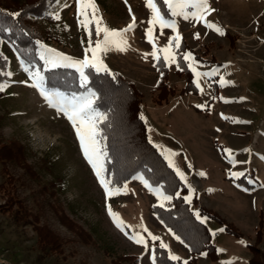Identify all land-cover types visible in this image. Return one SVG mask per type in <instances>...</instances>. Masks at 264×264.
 I'll return each mask as SVG.
<instances>
[{
	"label": "rangeland",
	"instance_id": "374dc122",
	"mask_svg": "<svg viewBox=\"0 0 264 264\" xmlns=\"http://www.w3.org/2000/svg\"><path fill=\"white\" fill-rule=\"evenodd\" d=\"M94 2L95 15L111 30L125 29L135 17L134 28L123 34L125 50L108 51L101 59L110 72L120 73L141 92L149 139L164 156L163 150L176 154L175 167L185 176L180 179L186 188L183 197H190L187 202L206 225L216 253L209 258L202 251L195 264H248L252 253L264 264V0H207L213 11L205 20L224 35L168 10L165 19L175 21L180 41L189 48L184 53L194 58L189 63L199 73L215 72L209 77L193 75L199 84L196 94L175 95L161 105L152 101L159 72L151 53L153 44L164 48L177 33L157 24L153 43L148 42L145 31L151 12L145 0ZM46 12L50 17L39 19L34 28L39 33L54 32L58 39H40L39 51L43 46L82 59L89 36L78 25L76 0H56ZM89 30L95 46L103 33L95 36L94 24ZM196 33L199 39L194 38ZM1 48L8 78L0 99V142L19 143L22 159L0 161V183L11 175L15 193L35 216L32 223L17 226L0 212V264H111V257L124 253L138 255L140 264H153L152 236L166 245L168 255L186 261L191 255L188 245L150 209L153 204L172 205V199L155 194L157 188L170 195L159 185L146 187L136 173L121 187L126 185V194L106 199L70 123L31 86L30 74L37 69L26 66L7 42ZM167 66L169 83L180 87L184 80L175 73L177 65ZM213 80L218 83L217 93ZM42 84L69 97L85 92L66 94L48 89L43 80ZM4 199L0 186V203ZM200 205L215 211L222 221L199 213ZM108 206L123 221V231L113 223ZM34 222L59 235L61 252L42 253ZM135 233L145 244L128 238Z\"/></svg>",
	"mask_w": 264,
	"mask_h": 264
},
{
	"label": "trees",
	"instance_id": "16d2710c",
	"mask_svg": "<svg viewBox=\"0 0 264 264\" xmlns=\"http://www.w3.org/2000/svg\"><path fill=\"white\" fill-rule=\"evenodd\" d=\"M56 0H0V85L7 80L6 69L8 61L2 51V43L7 42L17 53L20 60L31 70L37 69L43 77L48 89H56L66 94L86 91L80 86L79 74L70 67H49L40 59L38 41L44 39H58L56 33L49 30L39 33L34 24L41 18H49L46 9ZM158 7L167 17L169 11L163 0H158ZM18 14V15H14ZM44 34V35H43ZM189 49L184 40L175 49L177 58L175 73L183 77L180 87L171 85L168 81L169 68L159 54L156 67L159 78L155 85L152 101L161 105L168 102L175 95L196 94L197 85L194 83L193 73L188 69V63L183 60L184 52ZM191 51V49H190ZM194 57H198L194 54ZM110 72V71H109ZM95 73L86 70L89 76L87 87L97 93L95 106L106 114L107 119L100 124L108 159L105 163V175L113 181V186L122 187L134 174L139 173L151 185H159L171 196L172 205L163 207L159 204L150 206L151 211L163 224L176 233L188 245L190 257L170 260L166 248L160 247L156 239L152 243L153 264H195L197 254L204 251L209 258H215L214 244L206 225L198 219L190 204L185 201L183 192L186 188L173 168L168 167L165 156L149 139L148 128L141 119V92L133 82L126 80L120 73ZM213 92L217 93L218 83L211 82ZM4 92L0 91V99ZM19 143L0 142V161L9 160L21 162L22 149ZM11 175H7L0 183L4 190L5 199L0 203V212L6 214L18 226H24L34 221V214L30 208L15 193V185ZM177 193L179 195H177ZM199 213L222 221L215 211L198 206ZM228 226V224H227ZM37 233L38 248L42 253L61 252L59 235L48 225H33ZM236 235L238 231L227 227ZM78 230V228H77ZM80 233V232H79ZM256 254V252H254ZM252 253L248 264H263ZM111 264H140L136 254L115 255L110 259Z\"/></svg>",
	"mask_w": 264,
	"mask_h": 264
},
{
	"label": "snow or ice",
	"instance_id": "6c2138e0",
	"mask_svg": "<svg viewBox=\"0 0 264 264\" xmlns=\"http://www.w3.org/2000/svg\"><path fill=\"white\" fill-rule=\"evenodd\" d=\"M146 6L150 9L151 18L148 20L149 27L145 31V36L149 43H153V26L159 25L161 29L171 28L174 33H177L176 23L174 20L165 19L162 14L161 9L158 7V0H145ZM164 5L171 12L172 16L181 15L185 20L193 19L197 22L204 23V26L211 28L220 35H224L223 31L216 25L209 23L205 20V15L210 14L212 9L208 7L207 0H163ZM77 5V20L78 25L85 32L88 33L89 42L85 48V54L82 59L73 60L61 53H57L52 49L44 48L41 46L40 59L44 60L45 64L49 67H70L73 68L79 74L80 86L85 88L86 91L80 95L65 96L59 92H51L45 89L42 84L43 77L39 72L31 73L30 78L33 80L32 87L39 89L40 94L44 96L46 101L50 106L55 107L58 113H62L64 118L70 123L76 140L79 145L80 152L91 167L99 185L104 190L105 198L108 199L113 195L126 194V185L124 188L113 186V181L105 175L106 167L105 163L108 159V154L103 143L105 137L103 136L100 124L107 119L106 114L99 111L95 106V101L97 93L91 88H88L89 76L86 74V70L94 71L95 73H106L111 74L107 66L103 63L101 55L111 51H123L125 50L126 41L123 39V34L125 32L131 31L135 26V17H133L132 23L128 24L125 29L120 31L111 30L102 24V21L95 15L96 6L94 0H76ZM191 7L194 9L192 12L185 11L186 8ZM89 11H91V16H89ZM131 11V10H130ZM18 15V14H14ZM82 17V18H81ZM59 19L58 14L55 17ZM95 25V36H99L103 33L102 40H96L95 46H93V32L89 30V25ZM195 39H199V33L194 35ZM181 37L177 33L173 37H169V43L164 48L157 49L155 44H153V51L151 53L154 59H159L157 53H163V60L166 64H176L177 58L175 54V49L180 47ZM39 44V42H37ZM174 43V47H173ZM89 53L91 56L89 57ZM183 60L185 62L193 61L191 53H184ZM178 70L180 65H177ZM188 69L192 71L195 77L205 76L209 77L214 75L215 70L212 72L199 73L196 71L194 63H188ZM11 75V73H9ZM221 84L225 83L221 79ZM199 87L197 81H194ZM5 85H0V91H3ZM202 107V106H199ZM143 119V117H141ZM165 154V159L167 160L168 167L174 168L176 175L179 176L181 180L185 179L184 174L175 167L174 160L175 153L169 150H163ZM230 153V150H225ZM204 175V173H200ZM146 187L151 189L148 181L143 180ZM192 190L189 189V192ZM158 197L164 200H170V196H165L160 192L159 188L156 189L155 193ZM177 195H179L177 193ZM185 201H189L190 197L185 196ZM109 216L112 218L113 223L117 228L124 230L123 221H121L116 213L111 210V207L107 208ZM198 215V213H197ZM203 222V221H202ZM146 231V229H144ZM134 243L145 244L144 238L135 233L129 235L128 237ZM152 240L158 239L155 236L151 237ZM179 239V237H177ZM240 243H243L241 241ZM146 246V245H145ZM161 248H165L166 245L160 244ZM170 260H178L179 257L169 254ZM231 264V262H227Z\"/></svg>",
	"mask_w": 264,
	"mask_h": 264
}]
</instances>
